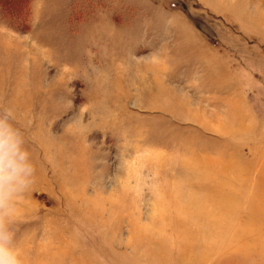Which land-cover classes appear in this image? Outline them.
<instances>
[{"label":"rangeland","instance_id":"rangeland-1","mask_svg":"<svg viewBox=\"0 0 264 264\" xmlns=\"http://www.w3.org/2000/svg\"><path fill=\"white\" fill-rule=\"evenodd\" d=\"M8 105L25 264H264V0H0Z\"/></svg>","mask_w":264,"mask_h":264},{"label":"clouds","instance_id":"clouds-1","mask_svg":"<svg viewBox=\"0 0 264 264\" xmlns=\"http://www.w3.org/2000/svg\"><path fill=\"white\" fill-rule=\"evenodd\" d=\"M35 171L15 107L0 106V264H25L16 244V226Z\"/></svg>","mask_w":264,"mask_h":264},{"label":"trees","instance_id":"trees-1","mask_svg":"<svg viewBox=\"0 0 264 264\" xmlns=\"http://www.w3.org/2000/svg\"><path fill=\"white\" fill-rule=\"evenodd\" d=\"M17 17H15V21L13 20L14 23L18 24L19 28L21 27V29H24L26 27L25 23L27 24V21L25 19H20L19 21H21L20 23H18V19H19V16L16 15ZM11 17V20L14 19V17L12 15H10ZM25 20V21H24ZM22 25V26H20Z\"/></svg>","mask_w":264,"mask_h":264}]
</instances>
